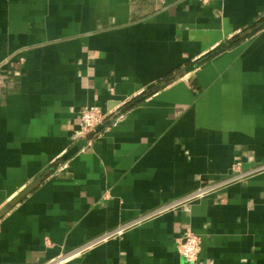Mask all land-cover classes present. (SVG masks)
Segmentation results:
<instances>
[{
    "label": "crops",
    "instance_id": "crops-1",
    "mask_svg": "<svg viewBox=\"0 0 264 264\" xmlns=\"http://www.w3.org/2000/svg\"><path fill=\"white\" fill-rule=\"evenodd\" d=\"M263 19L264 0H0V264H189V227L200 264H264V172L148 217L264 163ZM91 105L111 115L85 135Z\"/></svg>",
    "mask_w": 264,
    "mask_h": 264
},
{
    "label": "built area",
    "instance_id": "built-area-1",
    "mask_svg": "<svg viewBox=\"0 0 264 264\" xmlns=\"http://www.w3.org/2000/svg\"><path fill=\"white\" fill-rule=\"evenodd\" d=\"M203 3H207L209 0H201ZM24 61V59H22ZM3 90V77H2V69L0 66V93ZM111 113L104 111L102 108L96 106V105H91L88 106L81 111V118H80V125L82 129V133L87 135L89 133H97L101 131V129L105 126V123L107 119L110 117ZM237 171H239V174L230 177L226 179L223 182L220 183H212L208 185H203L200 187L198 190L195 192L187 195L184 198L178 199L174 203H171L169 205H166L164 207H161L158 211L153 212L150 214L148 217L152 218L156 216L159 213H162L168 209H171L173 207L179 206L186 204L188 202H191L197 198L203 197L212 191L218 190L220 188H223L226 185L232 184L235 181L244 178V177H249L253 174L261 173L264 172V163L255 167L254 169H251L249 171L242 172L240 164L237 165ZM122 230L118 231L121 232ZM92 245V244H91ZM89 246H85L82 249H80V252L83 250H86L89 248ZM178 249L181 255L184 257V259L189 263V264H200V254L202 250V239L200 235L195 233L191 227L187 228L183 234L178 239ZM61 259H53L50 264H58V262Z\"/></svg>",
    "mask_w": 264,
    "mask_h": 264
},
{
    "label": "trees",
    "instance_id": "trees-1",
    "mask_svg": "<svg viewBox=\"0 0 264 264\" xmlns=\"http://www.w3.org/2000/svg\"><path fill=\"white\" fill-rule=\"evenodd\" d=\"M264 23V19L261 21V23H259L258 25H256L254 27V31L258 30ZM243 38L241 36H236L226 42H224L223 44H221L217 49H215L214 51H212L211 53H209L207 56H205L202 61L208 60L209 58H211L212 56H215L227 49H230L231 47L237 45ZM148 94H145V96ZM144 97V96H143ZM126 108V107H125Z\"/></svg>",
    "mask_w": 264,
    "mask_h": 264
}]
</instances>
